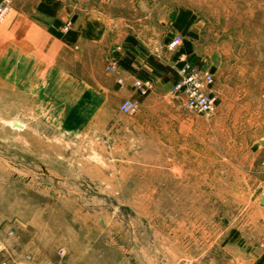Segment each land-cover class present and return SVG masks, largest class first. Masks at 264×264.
<instances>
[{
	"label": "rangeland",
	"instance_id": "obj_1",
	"mask_svg": "<svg viewBox=\"0 0 264 264\" xmlns=\"http://www.w3.org/2000/svg\"><path fill=\"white\" fill-rule=\"evenodd\" d=\"M78 37L93 45H66ZM119 54L151 80L146 96L132 89V116ZM149 58L175 79L185 63L231 75L226 104L187 112ZM261 137L264 0H11L0 264H264Z\"/></svg>",
	"mask_w": 264,
	"mask_h": 264
},
{
	"label": "built area",
	"instance_id": "obj_2",
	"mask_svg": "<svg viewBox=\"0 0 264 264\" xmlns=\"http://www.w3.org/2000/svg\"><path fill=\"white\" fill-rule=\"evenodd\" d=\"M11 0H0V16L9 7ZM180 44V38L175 36L167 44L169 50L175 49ZM176 79L171 83V92L177 94L181 107L189 113L201 117H210L216 110L217 98L211 93L213 76L202 67L185 63L176 71ZM122 83V80H118ZM135 92L139 96H146L151 90V80L136 78L132 82ZM125 115L132 116L136 113L137 104L131 99H123L118 107ZM264 141V139H263ZM264 151V145H261ZM264 169V167H263Z\"/></svg>",
	"mask_w": 264,
	"mask_h": 264
},
{
	"label": "crops",
	"instance_id": "obj_3",
	"mask_svg": "<svg viewBox=\"0 0 264 264\" xmlns=\"http://www.w3.org/2000/svg\"><path fill=\"white\" fill-rule=\"evenodd\" d=\"M42 5L46 6L48 11H50V10L53 11L54 8H56L55 7L56 4L54 2L51 3L50 5H48L46 3H43ZM51 17H52V15H51ZM43 21L46 23V28L43 30L45 31V33L52 35V34H50V32H51L52 28H54V25H55L54 18L52 17V19H51L49 16H47V17H44ZM27 40H28V38L26 37V41ZM77 42H80V43L84 42V47H86V48L93 45L89 40H87L85 38H81V37L74 39V41H73V38H71L70 40H68V43L66 45L70 46L71 45L70 43H77ZM57 46H59V45H57ZM63 46H65V45H63ZM120 56L122 58H120ZM136 58L137 57L131 58L129 56H122V54H119V56L115 57L116 62L119 65V67H118L119 75L124 79V83L127 86L126 92H125V96L127 97L126 99H132V98L136 97L133 90H132V89H134L132 86L133 80L136 78H143V77L139 76L140 74L143 76H146L145 72H139L134 67V63L136 61ZM119 61H122V63H124L127 67L121 66L119 64ZM148 77L150 78V76H148ZM213 80H214V82H213V85L210 88V90L213 94H215V96L217 98V103H216L217 107L220 108L226 104L227 94L231 89L230 83L232 80V76L231 75H225L224 77H221L219 75L216 78L213 76ZM166 82L170 84V82H168V81H166ZM37 83L40 84V81H37ZM40 85H42V87L44 86L42 83ZM18 124H20V123H18ZM262 141H263L262 137L256 141V144L258 147L261 146ZM263 194H264V192H263ZM262 195H261V197H262ZM261 197H260V199H261Z\"/></svg>",
	"mask_w": 264,
	"mask_h": 264
},
{
	"label": "trees",
	"instance_id": "obj_4",
	"mask_svg": "<svg viewBox=\"0 0 264 264\" xmlns=\"http://www.w3.org/2000/svg\"><path fill=\"white\" fill-rule=\"evenodd\" d=\"M149 59H150L151 63H153V65L155 66L156 71H162V72H164V73H167V74H170V75H171L170 78H169V77L161 76L162 79H163V81H169V79H170V80H175V75L170 71L169 68H167V67H165V66H162V65L158 64V63L155 62L152 58H149ZM119 64H120L121 66L127 67L124 63H122V61H119ZM155 73H156V72H155Z\"/></svg>",
	"mask_w": 264,
	"mask_h": 264
},
{
	"label": "water",
	"instance_id": "obj_5",
	"mask_svg": "<svg viewBox=\"0 0 264 264\" xmlns=\"http://www.w3.org/2000/svg\"><path fill=\"white\" fill-rule=\"evenodd\" d=\"M14 126H17L18 127V124H13ZM260 204L261 205H264V194L262 195L261 199H260Z\"/></svg>",
	"mask_w": 264,
	"mask_h": 264
},
{
	"label": "bare ground",
	"instance_id": "obj_6",
	"mask_svg": "<svg viewBox=\"0 0 264 264\" xmlns=\"http://www.w3.org/2000/svg\"><path fill=\"white\" fill-rule=\"evenodd\" d=\"M15 124H18V123L15 122ZM13 126H14V125H13ZM15 127H17V126H15ZM17 128H19V129H23L24 126H23L22 124H18V127H17ZM261 145H264V141H262Z\"/></svg>",
	"mask_w": 264,
	"mask_h": 264
}]
</instances>
